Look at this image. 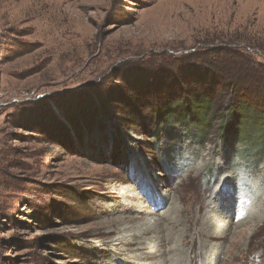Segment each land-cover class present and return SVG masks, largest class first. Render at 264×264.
<instances>
[{"label": "rangeland", "instance_id": "374dc122", "mask_svg": "<svg viewBox=\"0 0 264 264\" xmlns=\"http://www.w3.org/2000/svg\"><path fill=\"white\" fill-rule=\"evenodd\" d=\"M227 51L264 68V0H0V264H219L244 246L236 264L264 263V223L249 237L247 219L264 152L221 138L231 91L204 143L153 112L219 80ZM217 197L242 218L221 211L228 239H194ZM149 224L148 245L115 244Z\"/></svg>", "mask_w": 264, "mask_h": 264}, {"label": "trees", "instance_id": "16d2710c", "mask_svg": "<svg viewBox=\"0 0 264 264\" xmlns=\"http://www.w3.org/2000/svg\"><path fill=\"white\" fill-rule=\"evenodd\" d=\"M214 54V62L218 64L214 68L222 74L219 80L213 79L214 76L211 82L201 80L194 82L193 87L189 84L181 87L156 101L153 112L166 126L178 123L187 131L191 128L197 133L198 142L204 143L217 116L214 110L221 103V91H231L233 99L221 116V138L225 141L233 138V143L247 146L243 150L250 156H260L264 152V68L252 67L251 59L240 54L228 51ZM232 123L236 126L232 127Z\"/></svg>", "mask_w": 264, "mask_h": 264}, {"label": "bare ground", "instance_id": "6f19581e", "mask_svg": "<svg viewBox=\"0 0 264 264\" xmlns=\"http://www.w3.org/2000/svg\"><path fill=\"white\" fill-rule=\"evenodd\" d=\"M163 30V29H162ZM179 30V29H178ZM159 33V31H158ZM220 197H217L215 198L218 203L216 204V206H214L212 209L208 210V209H203V215L202 217L199 216V212L198 211H201L199 208L198 211L194 212V219H193V222H194V229L192 231H190L189 234H191L193 236L194 239H199L201 241V239H204V240H207L208 242H211V241H215V240H221L222 242L225 241V239H228V235H230L228 232L229 231V227H230V217H226L225 218V222L222 223V225H220L219 227L216 225V226H213V224H211L212 220L214 218H216L217 216H220L221 215V211H225L227 210L228 214L230 216H234V213L236 212V215L240 217L238 218H242L241 217V211L240 210H237L235 212L232 213L231 209L229 208L230 206L228 205H223V202L226 203L228 201H223L221 199H219ZM221 200V201H220ZM264 205V203L262 204ZM200 206V205H199ZM232 213V215H231ZM247 214V213H246ZM226 215V214H224ZM243 216V215H242ZM245 216V215H244ZM235 217V216H234ZM249 221L252 222V226L249 228L250 231H251V235L249 237H251L252 235L255 234V232L259 229V227L264 223V209L263 207L258 206L254 209H252L250 212H249V216L247 218ZM246 219V221H247ZM151 220V219H150ZM149 220V222H150ZM148 224V223H147ZM239 224V223H238ZM212 225V226H211ZM243 225L244 228H245V217L243 218L242 221H240V226ZM150 224L147 225L145 228L143 229H140V230H136V231H133L132 234H128V233H123L121 237H118L117 239H115V244H128L129 246H132V245H135V244H140V246H146L149 244V241L148 239H145V238H141L142 241L137 243L134 241V239L137 237H141L143 235H146L148 234V232L150 231ZM243 229V228H242ZM248 230V229H247ZM239 235H243L244 239L246 237V234L247 233H244V229L241 230V232L238 233ZM245 235V236H244ZM184 236V235H183ZM187 236V235H186ZM258 236H260V234H258ZM253 237V236H252ZM257 237V235L255 236ZM261 237V236H260ZM184 238V237H183ZM236 238V237H235ZM140 239V238H139ZM185 239V238H184ZM243 239V240H244ZM250 239V238H248ZM257 239V238H256ZM255 239V240H256ZM182 240V239H181ZM187 240V238H186ZM186 240H183V244L184 245H188V243L186 242ZM247 240V239H246ZM251 240V239H250ZM254 240V242H255ZM195 241V240H194ZM220 241V242H221ZM231 242V241H230ZM253 242V243H254ZM181 243V242H180ZM202 243V242H201ZM232 243V242H231ZM249 243V242H248ZM260 243V242H259ZM212 244V243H211ZM181 245V244H180ZM193 245V244H192ZM191 245V246H192ZM252 245V244H251ZM250 245V246H251ZM254 245V244H253ZM204 246V245H203ZM207 246V245H206ZM189 247V246H188ZM237 247V246H236ZM234 247V248H236ZM240 247V246H239ZM245 247V246H244ZM243 247V249H244ZM248 247V246H247ZM255 247V246H254ZM253 247V248H254ZM252 248V249H253ZM242 248L238 249L237 250V254L235 253V255H228L227 252L226 254L227 255H219L220 256V261H219V264H236L235 262V259L236 258H240L242 256V253H245L246 255V251L247 250H243ZM249 249V247H248ZM183 250V249H182ZM186 250V249H185ZM229 250V249H228ZM235 250V249H234ZM256 250H257V247H256ZM259 251V250H258ZM229 252V251H228ZM231 253V252H230ZM258 253V252H257ZM221 254V253H220ZM264 254V253H263ZM256 255V253H255ZM178 257H182L183 255H177ZM225 258H224V257ZM184 257V256H183ZM261 255L259 256H254L253 258L254 259H251L247 262L245 261H242L243 264H259L257 263V259H260V264H264L263 262H261ZM189 258V257H188ZM196 258L198 260L201 261V264H209L210 262L209 261H206V260H203L200 256L196 255ZM195 256L194 258L190 257L187 264H193L194 261H195ZM263 258V257H262ZM181 259V258H180ZM248 259V258H247ZM256 259V260H255ZM238 260V259H237ZM255 260V261H254ZM175 264H181L179 258L177 259V261L175 262ZM183 264V263H182ZM198 264V263H197ZM200 264V263H199ZM212 264H217V261L214 260Z\"/></svg>", "mask_w": 264, "mask_h": 264}]
</instances>
